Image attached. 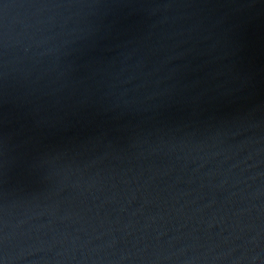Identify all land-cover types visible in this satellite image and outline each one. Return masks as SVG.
Wrapping results in <instances>:
<instances>
[{"label":"water","instance_id":"obj_1","mask_svg":"<svg viewBox=\"0 0 264 264\" xmlns=\"http://www.w3.org/2000/svg\"><path fill=\"white\" fill-rule=\"evenodd\" d=\"M0 264H264V0H0Z\"/></svg>","mask_w":264,"mask_h":264}]
</instances>
